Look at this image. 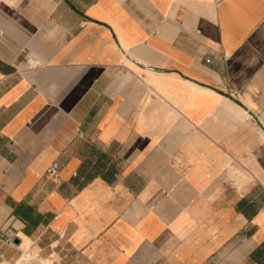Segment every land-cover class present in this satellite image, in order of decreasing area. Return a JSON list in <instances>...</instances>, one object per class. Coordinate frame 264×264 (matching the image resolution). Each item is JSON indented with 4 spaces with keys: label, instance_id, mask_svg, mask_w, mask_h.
Returning <instances> with one entry per match:
<instances>
[{
    "label": "crops",
    "instance_id": "1",
    "mask_svg": "<svg viewBox=\"0 0 264 264\" xmlns=\"http://www.w3.org/2000/svg\"><path fill=\"white\" fill-rule=\"evenodd\" d=\"M21 241L264 264V0H0V264Z\"/></svg>",
    "mask_w": 264,
    "mask_h": 264
},
{
    "label": "rangeland",
    "instance_id": "2",
    "mask_svg": "<svg viewBox=\"0 0 264 264\" xmlns=\"http://www.w3.org/2000/svg\"><path fill=\"white\" fill-rule=\"evenodd\" d=\"M29 244L30 243H27L25 241H21L19 246L23 249V252L21 253L22 254H29L31 256V259H30V264H44L43 261H48L49 264H50V259L49 258H42V257H39L36 253V251L34 250H31L29 248ZM20 255V256H21ZM19 256V257H20ZM16 264H17V261H16Z\"/></svg>",
    "mask_w": 264,
    "mask_h": 264
},
{
    "label": "built area",
    "instance_id": "3",
    "mask_svg": "<svg viewBox=\"0 0 264 264\" xmlns=\"http://www.w3.org/2000/svg\"><path fill=\"white\" fill-rule=\"evenodd\" d=\"M58 168L59 165L57 161H52L46 168L45 173L48 177L55 180L58 178Z\"/></svg>",
    "mask_w": 264,
    "mask_h": 264
},
{
    "label": "bare ground",
    "instance_id": "4",
    "mask_svg": "<svg viewBox=\"0 0 264 264\" xmlns=\"http://www.w3.org/2000/svg\"><path fill=\"white\" fill-rule=\"evenodd\" d=\"M31 256L29 254H22L17 260L18 264H30ZM45 264H49L48 261H45Z\"/></svg>",
    "mask_w": 264,
    "mask_h": 264
},
{
    "label": "water",
    "instance_id": "5",
    "mask_svg": "<svg viewBox=\"0 0 264 264\" xmlns=\"http://www.w3.org/2000/svg\"><path fill=\"white\" fill-rule=\"evenodd\" d=\"M13 242H14V243H19V239L14 238V239H13Z\"/></svg>",
    "mask_w": 264,
    "mask_h": 264
}]
</instances>
